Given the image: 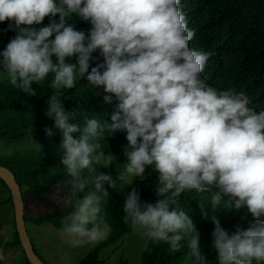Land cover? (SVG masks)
Here are the masks:
<instances>
[{
	"label": "clouds",
	"instance_id": "9594fccd",
	"mask_svg": "<svg viewBox=\"0 0 264 264\" xmlns=\"http://www.w3.org/2000/svg\"><path fill=\"white\" fill-rule=\"evenodd\" d=\"M182 7V0H0V23L16 33L0 52V72L29 96L37 94L34 83L53 76L46 115L62 133L60 162L70 177L60 202V231L69 243L104 237V186L117 185L96 166L110 168L116 156L101 150L99 141L126 132V172L142 177L152 166L158 174L154 204L142 201L137 187L126 195V223L172 252L187 240L196 264H208L177 198L211 191L213 209L223 203L244 210L258 225L230 234L219 215L203 211L214 224L218 264H264V111L250 106L245 94L202 78L211 54L190 47L195 31ZM73 15L90 23L87 33L66 22ZM45 18L47 26L37 29ZM97 52L103 62L93 67ZM72 57L76 63L66 62ZM77 77L102 88L106 103L115 102L111 123L95 117H86L82 127L70 123L76 110H66L58 97L75 87ZM45 132L53 135L50 128Z\"/></svg>",
	"mask_w": 264,
	"mask_h": 264
},
{
	"label": "trees",
	"instance_id": "16d2710c",
	"mask_svg": "<svg viewBox=\"0 0 264 264\" xmlns=\"http://www.w3.org/2000/svg\"><path fill=\"white\" fill-rule=\"evenodd\" d=\"M182 5L188 27L195 31L190 47L211 54L202 78L218 89H233L245 94L250 106L258 112L264 111V0H182ZM56 19L58 21L59 16ZM66 22L74 24L77 30L86 33L91 28L90 23L79 20L74 15ZM48 23L49 19L45 18L41 25L35 27L39 29L47 26ZM7 29L8 22L0 23V52L16 35L15 31ZM93 56L97 58L90 62L93 67L103 62L98 52L93 53ZM66 62L76 63V57L69 58ZM52 79L53 76L50 74L46 81L32 85L37 93L36 96L22 93L10 84L9 78L0 83V141L9 142L34 137L46 143L45 148L41 150L13 151L0 156V164L7 166L14 173L23 198L25 194L32 197L45 194L55 183L67 176L66 171H55L56 167L62 165L58 150L62 133L54 127V121L46 115L48 100L53 94L50 87ZM103 95L102 88L95 89L88 84L86 77L82 79L77 77L75 87L70 90L63 89L58 98L61 99L66 110H76V119L70 123L76 122L82 127L86 117H95L102 125L104 121L111 123V115L116 111L115 102L106 103ZM46 128L52 130L51 137L46 135ZM78 135V133L74 134V136ZM99 143L101 150L116 156L110 168L96 166L98 172L112 175L117 187L113 189L107 184L104 187L110 194L116 195L118 186L122 182L121 175L126 171L127 161L124 156V148L128 146L126 132L106 134ZM157 175L152 167L146 168L142 177L133 175L122 196L115 200L109 199L107 203L102 204L101 216L108 226L107 233L76 264H98L102 249L119 242L125 234L133 231L131 225L124 221L122 206L125 197L132 187H137L141 193V200L154 204L158 199L155 194L158 186ZM0 189L5 192L0 203L9 205L13 211L10 191L1 178ZM85 194L87 189L85 193H81V195ZM211 196V191L184 192L177 198V206L192 219L199 233L200 251L207 256L208 264H218L215 250L212 248L211 233L214 224L210 219L205 218L203 211L208 216L219 215L222 227L230 234L237 227L246 230L258 225L244 210L237 211L223 203L213 209ZM63 214L59 207L43 216L25 214L24 219L25 222L34 225L50 223L60 231ZM12 222L14 239L8 243L18 246V260L22 264H30L18 239L14 216ZM31 241L35 252L41 257L34 241L32 239ZM182 245L179 251L172 252L167 243H157L148 239L146 248L140 256V264H196L187 240L182 241ZM119 264H125V259L121 258Z\"/></svg>",
	"mask_w": 264,
	"mask_h": 264
},
{
	"label": "rangeland",
	"instance_id": "374dc122",
	"mask_svg": "<svg viewBox=\"0 0 264 264\" xmlns=\"http://www.w3.org/2000/svg\"><path fill=\"white\" fill-rule=\"evenodd\" d=\"M6 73L0 74V83L7 80ZM46 143L40 138H26L15 141H0V156L13 151H25L28 149L41 150L45 148ZM152 167L148 166L147 168ZM56 172L66 171L63 165L56 167ZM122 182L118 186V193L112 195L109 192L108 199L115 200L125 193L126 186L133 177L126 171L121 175ZM70 177L66 176L55 183L50 190L37 197L29 194L24 195L25 214H35L43 216L51 213L53 210L61 207V200L66 194L67 181ZM102 197V193L100 194ZM5 196V192L0 189V199ZM13 211L7 204L0 203V264H22L18 260V246L8 243L14 239V227L12 226ZM105 235L107 233V224ZM25 226L30 238L35 243L36 250L40 253L46 264H76V262L87 253V251L97 242L84 243L78 246L68 242V239L62 235L61 231L53 227L50 223L34 225L26 222ZM91 227V226H90ZM104 235V236H105ZM148 238L144 237L140 231H133L125 234L119 242L108 246L100 252V262L98 264H119L121 258L125 259V264H140V256L146 248ZM186 264V263H184Z\"/></svg>",
	"mask_w": 264,
	"mask_h": 264
},
{
	"label": "water",
	"instance_id": "95a60500",
	"mask_svg": "<svg viewBox=\"0 0 264 264\" xmlns=\"http://www.w3.org/2000/svg\"><path fill=\"white\" fill-rule=\"evenodd\" d=\"M0 178L7 185L13 204L14 226L18 239L30 264H46L35 252L30 235L25 226L24 198L14 173L5 165L0 164Z\"/></svg>",
	"mask_w": 264,
	"mask_h": 264
}]
</instances>
